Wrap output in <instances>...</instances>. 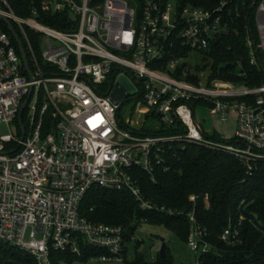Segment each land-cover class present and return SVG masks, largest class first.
Segmentation results:
<instances>
[{"label":"built area","instance_id":"built-area-1","mask_svg":"<svg viewBox=\"0 0 264 264\" xmlns=\"http://www.w3.org/2000/svg\"><path fill=\"white\" fill-rule=\"evenodd\" d=\"M90 3H41L39 11L46 15L67 13L62 32L37 21V9L22 19L0 0V22L5 16L16 25L33 76L30 81L0 23V126L17 128V136H0V242L36 264H134L128 259L134 233L127 241L121 226L88 220L80 212L82 202L91 190L118 191L141 210H153L135 171L153 176L157 167L167 170L166 156L178 146L229 155L248 174L264 162V0L252 2L255 32L246 39L256 74L249 78L238 61L224 75L234 81L217 78L213 68L212 50L229 33L222 14L227 2L214 10L163 0ZM27 31L42 36L39 52ZM196 54L202 56L200 68L190 63ZM121 76L135 93L114 104L110 95ZM30 88L22 133L19 111ZM33 97L32 115L24 119ZM130 99L137 101L132 116L155 121L158 130L146 134L132 118L121 125L120 106ZM197 107L222 122L235 118L234 139L205 134ZM166 212L186 216L193 251L210 250L194 209ZM237 236L236 227L228 226L220 239L231 245Z\"/></svg>","mask_w":264,"mask_h":264},{"label":"trees","instance_id":"trees-1","mask_svg":"<svg viewBox=\"0 0 264 264\" xmlns=\"http://www.w3.org/2000/svg\"><path fill=\"white\" fill-rule=\"evenodd\" d=\"M6 1L19 18H28L32 16V10L37 9L35 19L41 24L58 31H67V13H41L39 8L44 0ZM163 1L204 10H214L222 2H227L222 14L228 21L229 33L221 37L212 50L216 77L234 81V78L224 75L238 61H241L249 78L256 74L255 69L249 66L246 46V39L251 34L254 36L255 32L253 0ZM101 2L102 0H91L90 5L95 6ZM0 23L2 30L9 33L5 25ZM13 26L21 39L16 25ZM27 34L36 52H39V34L32 31H27ZM12 42L18 53L13 39ZM22 42L26 48L23 39ZM27 58L29 59V55ZM166 161L168 169L157 167L153 176L141 170L135 171L143 196L154 207L153 210H141L126 192L91 190L82 202L81 214L94 223L121 226L127 232V241L140 223H148L162 225L186 242L190 234L188 219L185 215L168 214L166 211L188 213L194 209L197 225L205 231L204 241L210 246L207 253L201 252L197 264H264V162L259 163L248 174L229 155L195 145L176 147L166 156ZM191 197L195 198L194 202H191ZM161 208L165 212H161ZM240 218L241 224L236 228V243L230 245L221 241L220 236L224 230L228 226L235 227ZM165 252V260H161L158 255L156 261L149 264H172L166 248ZM61 258L63 256L60 254L56 260ZM0 264L36 263L27 253L0 242ZM134 264L147 263L139 254L136 255Z\"/></svg>","mask_w":264,"mask_h":264},{"label":"rangeland","instance_id":"rangeland-1","mask_svg":"<svg viewBox=\"0 0 264 264\" xmlns=\"http://www.w3.org/2000/svg\"><path fill=\"white\" fill-rule=\"evenodd\" d=\"M103 1L104 0H102V2ZM38 37V42H41L42 36L39 35ZM202 62V56L196 54L193 56L190 63L194 67L200 68ZM34 103L35 98L33 97L29 103L28 110H26L24 114V119L32 115V107ZM136 103V100L130 99L120 106L119 118L121 125L126 126L128 119L132 118V123H134L133 126L135 128H141L140 130L144 131L146 134H149L150 130H158L159 126L155 121L147 120L144 122L145 117H142L141 121H139L132 116L136 108ZM196 119L205 134L210 136L213 135L212 137L226 141L234 139L236 131L235 118L230 117L227 121L222 122L217 117L211 116L206 109L197 107ZM16 129V124L14 123L10 125V130L5 125H1L0 136L8 135L10 132L14 136H17ZM206 202L207 201L205 200L204 203ZM241 220L242 218L238 220L237 225L235 226L236 228L240 226ZM188 239L189 238H187L186 242L181 240L162 225L140 223L134 231V240L128 244V259L129 261H133L136 255L141 254L147 264L154 263L159 255L161 246L164 244L168 255L171 257L172 264H197L198 259L202 254L201 250L193 251Z\"/></svg>","mask_w":264,"mask_h":264},{"label":"water","instance_id":"water-1","mask_svg":"<svg viewBox=\"0 0 264 264\" xmlns=\"http://www.w3.org/2000/svg\"><path fill=\"white\" fill-rule=\"evenodd\" d=\"M0 11H2L1 6H0ZM1 21L5 25V27L7 28V31L9 32V34L11 35L12 39L14 40V42L17 46L18 53L20 55V58H21V61H22L23 67H24V71H25L28 79L30 81H33V76H32V73H31V70L29 67L27 55H26V52H25V49L23 47V43H22L20 37L18 36L14 26L12 25V23L10 22V20L7 17L2 16ZM31 93H32V88H30L28 96H27L26 100L24 101V103L22 104L20 111H19L18 121H19L20 129H21L22 133H24V129L22 126L21 115H22V112L24 111V109L28 103V100L31 96ZM134 93H135L134 87L130 84V82L124 76H121L118 78L116 84L114 85L112 92H111V95H110V98L114 104H119L123 100L127 99L128 97L133 96ZM159 257L161 260L166 259V252H165V245L164 244L161 246V249L159 251Z\"/></svg>","mask_w":264,"mask_h":264}]
</instances>
